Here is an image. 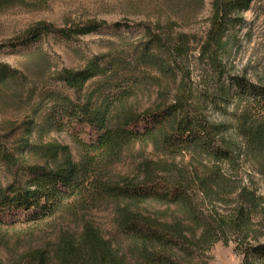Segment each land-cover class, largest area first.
<instances>
[{
	"label": "rangeland",
	"instance_id": "1",
	"mask_svg": "<svg viewBox=\"0 0 264 264\" xmlns=\"http://www.w3.org/2000/svg\"><path fill=\"white\" fill-rule=\"evenodd\" d=\"M212 4L213 0H0V70L9 74L0 76V185L14 179L24 183L27 170L35 166L55 167L62 161L58 148L81 161L74 140L78 130L63 127L71 105L62 98L76 106L89 103L92 110L108 111L114 126L166 103L180 85L209 121L232 135L235 108L222 104L217 80L222 73L264 86V0H253L246 10H233L222 25L218 23L220 50L211 40ZM92 22L101 24L96 32L72 33ZM41 25L64 32L45 33L27 42L30 31ZM152 34L166 47L158 54L174 46L187 51L172 76L141 59L142 54L151 55L147 43ZM95 58L105 73L79 92L65 86L63 70L80 71ZM3 154L12 155L15 165H9ZM96 169V182L83 185L75 198L43 222L8 217L0 221V264H24L25 255L39 248L50 252L61 233L77 238L87 222L129 264H135L129 254L133 244L118 222L124 201L103 194V184L124 187L154 181L160 188L180 184L188 189L195 212L206 218L248 215L250 243H264V144L244 150L233 166H223L221 180L212 175L210 161L193 154L169 156L152 141L134 143L117 163H101ZM250 194L257 200L252 206L247 203ZM139 210L162 221L189 223L186 206L148 201ZM200 259L205 264H241L228 234Z\"/></svg>",
	"mask_w": 264,
	"mask_h": 264
},
{
	"label": "trees",
	"instance_id": "2",
	"mask_svg": "<svg viewBox=\"0 0 264 264\" xmlns=\"http://www.w3.org/2000/svg\"><path fill=\"white\" fill-rule=\"evenodd\" d=\"M252 1L213 0L211 40L217 50L223 47L218 23L222 25L221 22L233 10H246ZM100 26L92 22L72 33L89 35ZM54 32L64 31L54 30L49 25L38 26L30 31L27 42H34L43 34ZM147 45L151 47V55L142 54L141 59L166 75L176 73L187 58V51L181 46L169 47L168 53L158 54L166 47L154 34ZM209 60L214 62L215 59ZM104 70L95 58L84 69L76 72L63 70L61 76L65 86L79 92L89 80L105 73ZM8 75L7 71L0 70L1 77ZM222 77L224 79L220 82ZM216 90L222 104L235 108L232 114L234 126L230 131L232 135H227L223 125L209 121L202 109L190 101V92L180 85L166 103L157 104L152 111L114 126L109 123L108 111L92 110L89 103L76 106L67 98H62L71 105V109L67 110L71 116L64 121L63 127L67 125L68 129L78 130L79 134L74 140L81 150V161L75 162L65 148H58L56 151L61 150L62 161L55 167L35 166L27 170L28 178L24 183L14 179L6 186L0 185V221L8 217L39 223L54 216L80 193L83 185L93 179L96 182V167L99 164L117 163L125 149L137 142L158 143L163 152L172 157L193 154L208 160L212 164V175L221 180L223 166H233L241 159L244 150L247 153L249 149L260 148L264 144V86L220 73ZM231 136L235 139H231ZM3 159L9 165H15L12 155L3 154ZM151 184L100 186L103 194L124 201L117 213L118 222L122 233L133 244L129 254L135 264H205L200 259L202 253L226 234L233 238L241 264H264V243L249 241L250 216L241 213L229 219L206 218L190 206L188 189L182 185L170 183L168 188H160L154 181ZM148 201L188 207L189 223L145 216L139 207ZM256 201L251 194L247 198L250 206ZM51 259L56 264H129L125 255L115 250L88 222L83 225L79 237L61 233L52 251L43 248L32 250L25 255L23 262L50 264Z\"/></svg>",
	"mask_w": 264,
	"mask_h": 264
}]
</instances>
